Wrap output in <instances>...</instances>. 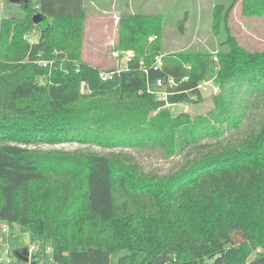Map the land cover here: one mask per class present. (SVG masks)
<instances>
[{"label":"trees","instance_id":"16d2710c","mask_svg":"<svg viewBox=\"0 0 264 264\" xmlns=\"http://www.w3.org/2000/svg\"><path fill=\"white\" fill-rule=\"evenodd\" d=\"M236 1L224 13L221 7L214 12V27L224 29L227 45L217 51L216 84L231 87L226 97H213V117L227 127L199 125L194 131L190 114L174 117L166 105L203 101L199 85L213 56L164 53L161 68L153 70L161 53L159 16L119 17L115 50L135 57L108 81L81 61L82 0H40L37 25L30 1L23 10L27 19H0V222L8 236L17 227L39 239L29 264H47L48 246L53 264H153L159 256L164 264H245L256 248L264 260V51L245 49L226 28ZM241 13L264 18V0H242ZM33 26L40 36L30 44L23 36ZM151 36L156 41L150 44ZM52 59L71 64L62 71L41 65ZM156 79L164 83V100L152 89ZM82 84L91 92L88 99L80 94ZM108 98L115 101H92ZM89 100L88 108L81 107ZM237 101L239 111L230 116ZM94 108L129 122L149 118L169 153L185 158L183 151L193 148V154L174 173L159 175L121 153L32 148L87 143L86 129L100 119L95 112L88 117ZM225 129L236 136L226 138ZM234 234L241 236L238 244ZM21 250L9 264L28 263L15 256Z\"/></svg>","mask_w":264,"mask_h":264},{"label":"rangeland","instance_id":"374dc122","mask_svg":"<svg viewBox=\"0 0 264 264\" xmlns=\"http://www.w3.org/2000/svg\"><path fill=\"white\" fill-rule=\"evenodd\" d=\"M28 1L31 2L32 17L38 15L40 0H0V19L16 17L24 20L30 14L24 12V7ZM232 0H82V6L85 11V20L83 27L82 45H81V61L92 67H97L100 71H116L125 67V54L130 52L132 58L135 57L133 51L120 52L115 50L118 42V19L125 14L132 15H149L159 16L161 20V34L159 46L161 54H175L185 50H194L208 52L211 56L216 57L217 51H226L225 43L226 33L224 29L214 27V12L218 7L220 13H224ZM241 2L237 0L231 11L228 13L226 20V28L237 39L239 45L249 51H264V18L252 17L248 18L241 13ZM220 5V6H219ZM24 10V11H23ZM220 14V15H221ZM220 29V30H219ZM40 36V31L36 26L23 36L28 43L37 42ZM151 39V40H150ZM156 38L151 36L148 43H154ZM121 53L120 57H114L113 53ZM212 57V59H213ZM217 61L211 60V72L207 79L202 82L200 91L203 101L199 104L188 105H166L172 116H177L180 113L186 112L190 114L195 121V126L192 131L197 130L196 126H218L227 127L226 122L222 125L221 119L215 122L213 117L218 114L215 110L213 97H226L230 92V84H226L224 88H220L216 84V75L219 71L218 57ZM50 67L55 70L62 71L64 64H71V61L52 59L49 61ZM142 63H140L141 65ZM76 68V67H75ZM67 73V70L63 71ZM248 87V86H246ZM217 88V92H214ZM160 94L159 91H154ZM80 94L85 97H91V92L86 86L80 87ZM241 99L239 96L237 97ZM85 100V99H84ZM92 100V99H91ZM84 102L81 107L88 108L92 101L97 102H114L115 99H100ZM240 102H236L230 110V116L237 115ZM242 106V105H241ZM95 112V114H94ZM95 115L99 121L93 124L91 130L84 131L88 140L85 144H80L76 141H62L54 145L38 144L32 147L36 150L61 153H98L108 155L111 153L124 154L131 157L144 172L153 171L159 175H167L174 173L186 159H190L193 154V148L185 149L183 154L169 153L167 142L161 143L164 139L162 134H157L153 128L149 118L142 119L137 122H129L126 117L109 115L106 117L99 110H92L88 117ZM196 119V120H195ZM223 120V117H222ZM225 137L236 136L232 130L225 129ZM91 134V138H88ZM80 135V134H79ZM93 141V142H92ZM108 141L116 144L110 148L106 145ZM201 141V143H204ZM101 144V145H99ZM163 144V146H161ZM60 154V155H61ZM6 225L0 222V257L2 260L9 259L13 261V252L17 249H27L29 260L31 258V248H37L39 239L33 237L29 230H20L16 227L12 236H8ZM5 236V245H2V237ZM234 244L242 241L241 236L234 234L232 236ZM51 249L49 246L47 247ZM262 251L256 248L251 252L248 263H251L261 257ZM48 258L50 257L47 254ZM165 263V258L159 256ZM48 260V259H47Z\"/></svg>","mask_w":264,"mask_h":264},{"label":"built area","instance_id":"2783aa9c","mask_svg":"<svg viewBox=\"0 0 264 264\" xmlns=\"http://www.w3.org/2000/svg\"><path fill=\"white\" fill-rule=\"evenodd\" d=\"M150 40H151V39H150ZM120 55H121V53H119V52H114V53H113V56H114L115 58H116V57H120ZM124 58H125V67H124L123 69H121V70H116V71H99V73H98V77H99V79H100L101 81H108V80H111V79H113V77H114L117 73H119L120 71L126 69L127 62L132 58L131 55H130V52L126 53ZM161 59H162V55H160V56H156V57L154 58V63L152 64V69H153V70H157V69L161 68V65H162ZM212 60H213L214 62H216V61H217V58H216V57H213ZM47 64H50V63H49V62H43V61L41 62V65H42L43 67H45ZM169 84H172V81H171V80H169ZM203 84H205V83H203ZM203 84L201 83V84L199 85V89L201 88V86H202ZM84 86H86V85L82 84V87H84ZM86 87H87V86H86ZM152 89H153L154 91H159V92H161L160 94H157V93H156L158 99H160V100H164V99H165V97H166V93H165V91H164V83H163V81H162L161 79H156V81L153 83V88H152ZM214 92H217V88H214ZM5 228H7V227H5ZM37 249H38V247H37V248H31L32 253L36 252ZM45 253L48 254V255L50 256V254H51V250H50L49 248H46V249H45ZM9 263H10L9 259L2 260L1 257H0V264H9ZM47 264H53V260H52L51 256L48 258V260H47Z\"/></svg>","mask_w":264,"mask_h":264},{"label":"water","instance_id":"95a60500","mask_svg":"<svg viewBox=\"0 0 264 264\" xmlns=\"http://www.w3.org/2000/svg\"><path fill=\"white\" fill-rule=\"evenodd\" d=\"M41 20L42 18L40 17V15H35L32 17V22L34 25H37ZM5 243H6L5 236H3L2 245H5ZM15 256L21 261H23L24 263H27L29 260V253L27 249H22L20 253H15ZM153 264H163V259L161 257H157L156 259H154ZM245 264H264V260L258 259L251 263H245Z\"/></svg>","mask_w":264,"mask_h":264}]
</instances>
